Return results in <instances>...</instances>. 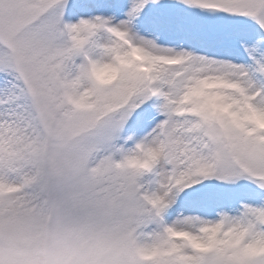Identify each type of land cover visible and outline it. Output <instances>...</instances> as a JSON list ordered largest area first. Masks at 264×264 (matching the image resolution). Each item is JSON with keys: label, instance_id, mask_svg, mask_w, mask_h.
<instances>
[{"label": "snow or ice", "instance_id": "1", "mask_svg": "<svg viewBox=\"0 0 264 264\" xmlns=\"http://www.w3.org/2000/svg\"><path fill=\"white\" fill-rule=\"evenodd\" d=\"M0 264H264V0H0Z\"/></svg>", "mask_w": 264, "mask_h": 264}]
</instances>
